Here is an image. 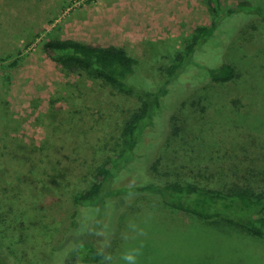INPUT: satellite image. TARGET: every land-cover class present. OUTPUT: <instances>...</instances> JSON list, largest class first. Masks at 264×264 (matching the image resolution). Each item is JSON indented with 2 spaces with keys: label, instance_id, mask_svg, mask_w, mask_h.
<instances>
[{
  "label": "rangeland",
  "instance_id": "obj_1",
  "mask_svg": "<svg viewBox=\"0 0 264 264\" xmlns=\"http://www.w3.org/2000/svg\"><path fill=\"white\" fill-rule=\"evenodd\" d=\"M65 1L39 21L45 5L21 0L17 17L0 21V238L23 264L59 258L54 249L80 211L73 195L121 150L123 124L140 104L136 90L124 92L61 66L46 54L45 42L72 38L123 47L136 59L128 81L157 90L195 28L216 18L205 0ZM244 1L250 2L245 12L264 10V0L221 3L226 8ZM245 12L225 20L208 40L199 54L204 63L196 67L192 58L189 75L166 86L164 115L155 127L146 125L137 165L122 170L113 188L148 181L264 188V22H244ZM222 58L237 77L223 83L206 78L205 66ZM131 193L115 196L118 207L107 211L110 227L119 224V231L97 264H129L125 255L134 256V264H264V237L238 226L197 225L156 193Z\"/></svg>",
  "mask_w": 264,
  "mask_h": 264
},
{
  "label": "trees",
  "instance_id": "obj_2",
  "mask_svg": "<svg viewBox=\"0 0 264 264\" xmlns=\"http://www.w3.org/2000/svg\"><path fill=\"white\" fill-rule=\"evenodd\" d=\"M205 1L216 18L209 25L195 28L190 41L183 50L175 53L172 62L166 66L168 78L157 90L135 87L128 81V77L134 72L136 59L123 47L105 46L98 42L86 43L72 38L51 39L43 45L46 54L61 66L86 71L93 78L101 79L124 92L136 90L140 98L139 106L123 124L120 135L121 150L98 165L94 180L86 190L73 195V201L80 211L54 249L56 252H53V255L56 253L60 256L59 258L56 256V262L53 264H97L104 259L119 231V224L110 227L107 211L112 206L118 207L115 196L122 194L121 197L124 199L133 194L131 191L156 193L169 207L189 214L197 225L201 220L205 227L210 228L220 225L238 226L248 234L264 237V188H253L244 184L223 190L191 181L162 185L148 181L133 184L134 186L127 184L115 188L112 186L122 170L137 165L136 151L146 125L155 127L157 119L164 115L161 104L169 91L166 86L173 80L177 81L181 75H189L185 67L193 61L192 58L196 62L195 66L204 63L200 60L199 54L203 52L208 40L217 35L225 20L227 22L235 19L238 14L245 12L242 10L244 5L250 3L244 1L225 8L221 0ZM245 14L244 22L255 19L264 22V10L261 8L246 11ZM241 29L242 27L238 25L234 33ZM218 35L222 37L221 34ZM200 45L204 46L198 51L197 47ZM205 67L207 71L205 76L212 81L223 83L237 77L234 66L223 58L215 66ZM197 84L196 80L193 88ZM153 118H156L155 122ZM164 132L166 134V130ZM86 215L87 218L82 220ZM75 229L81 231L70 235L69 233ZM39 230L45 231L42 227H39ZM40 246L44 244L41 243ZM45 246L44 249L47 251L49 246L47 243ZM0 264H23V259L10 251L1 238Z\"/></svg>",
  "mask_w": 264,
  "mask_h": 264
},
{
  "label": "crops",
  "instance_id": "obj_3",
  "mask_svg": "<svg viewBox=\"0 0 264 264\" xmlns=\"http://www.w3.org/2000/svg\"><path fill=\"white\" fill-rule=\"evenodd\" d=\"M21 0H0V21H2L3 17L6 15H11V16H15L18 15V2ZM43 3V5H45V7L47 8L46 12H43L40 17L41 19H39V21H47V19L49 17H51L52 12L57 10V7L59 5V3L62 0H39ZM65 1V0H64ZM26 2H29V0H26ZM66 2V1H65ZM64 2V5H65ZM69 6H64V11H66L68 9ZM17 16H15L14 18H16ZM62 17V14L59 15V17L56 19V22H59ZM14 18L12 21H14ZM53 25V24H52ZM12 29V27L10 28Z\"/></svg>",
  "mask_w": 264,
  "mask_h": 264
},
{
  "label": "clouds",
  "instance_id": "obj_4",
  "mask_svg": "<svg viewBox=\"0 0 264 264\" xmlns=\"http://www.w3.org/2000/svg\"><path fill=\"white\" fill-rule=\"evenodd\" d=\"M124 259L129 261V264H134V262H135V257L132 255H125Z\"/></svg>",
  "mask_w": 264,
  "mask_h": 264
}]
</instances>
